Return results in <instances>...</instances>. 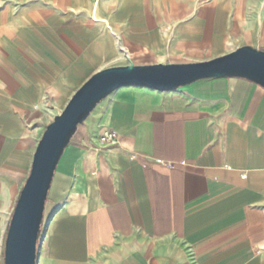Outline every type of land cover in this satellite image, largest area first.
Returning <instances> with one entry per match:
<instances>
[{"label":"crops","instance_id":"1","mask_svg":"<svg viewBox=\"0 0 264 264\" xmlns=\"http://www.w3.org/2000/svg\"><path fill=\"white\" fill-rule=\"evenodd\" d=\"M241 47L264 52V0H0V264L52 106L107 68ZM123 89L58 163L36 264H264V89Z\"/></svg>","mask_w":264,"mask_h":264},{"label":"water","instance_id":"2","mask_svg":"<svg viewBox=\"0 0 264 264\" xmlns=\"http://www.w3.org/2000/svg\"><path fill=\"white\" fill-rule=\"evenodd\" d=\"M239 78L264 89V52L241 47L197 64L134 66L99 71L70 97L45 127L32 156L29 175L13 209L4 244V264H36V248L48 192L58 163L93 109L123 88L159 93L176 91L203 80Z\"/></svg>","mask_w":264,"mask_h":264},{"label":"rangeland","instance_id":"3","mask_svg":"<svg viewBox=\"0 0 264 264\" xmlns=\"http://www.w3.org/2000/svg\"><path fill=\"white\" fill-rule=\"evenodd\" d=\"M124 90V89H122ZM122 92L120 91H116L112 96H116L121 94ZM111 96V97H112ZM111 97H107L106 99H104L102 102H100L94 109L93 111L89 114V116L86 118V120L79 126L80 130H83L84 127L89 126L90 124H92L93 122H95L99 116H101L102 114H104L107 103L109 102ZM63 105L60 106H52L49 110V113L47 114L46 118L43 120V125H42V129L40 131V134L37 136L36 140L37 142L40 140L42 133L45 130V127L52 121L53 117L60 114V112L63 109ZM49 211V207H47L46 212Z\"/></svg>","mask_w":264,"mask_h":264},{"label":"built area","instance_id":"4","mask_svg":"<svg viewBox=\"0 0 264 264\" xmlns=\"http://www.w3.org/2000/svg\"><path fill=\"white\" fill-rule=\"evenodd\" d=\"M46 98V97H45ZM99 144L102 146H113L118 143V136L115 132L104 130L99 137Z\"/></svg>","mask_w":264,"mask_h":264}]
</instances>
